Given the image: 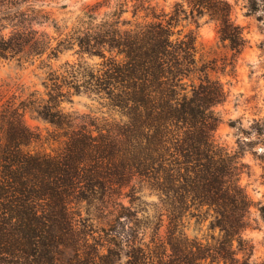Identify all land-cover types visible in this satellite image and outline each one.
<instances>
[{
    "label": "trees",
    "instance_id": "trees-1",
    "mask_svg": "<svg viewBox=\"0 0 264 264\" xmlns=\"http://www.w3.org/2000/svg\"><path fill=\"white\" fill-rule=\"evenodd\" d=\"M38 1L0 0V60L41 58L46 68V97L0 103V230L25 239V246L6 251L13 254L6 264H232L228 244L235 237L241 244L249 200L233 155L212 135L219 121L213 106L223 99V87L197 64L194 40L173 37L177 9L157 13L151 0H97L75 14L54 44L39 28L51 17ZM187 2L191 12L204 8L219 21L232 48L240 44L227 0ZM127 12L142 19L132 22ZM51 22L58 29L56 19ZM60 46H77L101 62L66 60L53 68L44 60ZM81 92L101 95L117 110L118 122L77 123L61 104ZM27 109L58 130V150L22 148L37 138L23 121ZM251 131L253 143L264 145V118L253 119ZM128 174L160 193L165 239L145 243L128 215L116 216L96 236L78 228L70 203L94 204ZM192 207L213 209V226L222 233L214 245L177 232Z\"/></svg>",
    "mask_w": 264,
    "mask_h": 264
},
{
    "label": "rangeland",
    "instance_id": "rangeland-1",
    "mask_svg": "<svg viewBox=\"0 0 264 264\" xmlns=\"http://www.w3.org/2000/svg\"><path fill=\"white\" fill-rule=\"evenodd\" d=\"M95 1L97 0L38 1L59 25L56 29L50 18L39 28L53 36V43L56 44L61 37L60 32L65 33L73 26L75 14L86 4ZM187 1L151 0V4L157 13H174V9H177L171 22L173 37L186 35L192 38L196 46L197 64L204 67L208 76L223 87V99L213 106L219 121L212 130V135L219 145L233 155L236 179L249 200L248 218L241 244H238L236 237L232 245L228 244L234 257L228 262L264 264V214L261 212V206L264 205V145L253 143L251 131L253 119L264 118V0H227L231 5V19L238 25L241 35L240 44L236 48H232L228 39L221 37L218 20L212 18L204 8H195L191 12ZM125 15L132 18V22L142 19L140 16L131 17V12ZM162 17L167 19L169 14ZM45 56L43 55L44 58ZM79 59L97 64L102 58L79 51L77 46H60L57 55L44 62H50L53 68H58L66 60ZM45 70V67L42 68L41 58L33 62L0 60V103L10 100L18 105L20 101L30 97H46L42 84ZM193 78L197 83V75ZM185 81L189 89L191 80L185 78ZM61 105L79 124L92 121L114 126V122L120 119L117 110L95 93H74L70 102H63ZM23 121L37 136L23 145V149L54 152L61 147L63 137L59 136L58 130L48 121L28 109L23 113ZM7 189L10 190V187ZM9 190L7 193L10 194ZM107 190L109 191L104 198L94 204L88 205L85 200L70 203L80 230L88 233L89 237L96 236L116 216L120 215L124 219L128 215L131 220L137 221L139 237H143L142 241L145 243L158 242L162 237L165 239L167 211L156 189L149 187L138 175L128 174L122 184H112ZM201 209L192 207L187 210L176 230L190 238L214 245L222 238V233L217 226H213V209ZM24 240L22 236L0 230V259L5 261L3 263L6 264L13 256L6 251L15 249V246H25ZM16 251L21 254L20 249Z\"/></svg>",
    "mask_w": 264,
    "mask_h": 264
}]
</instances>
